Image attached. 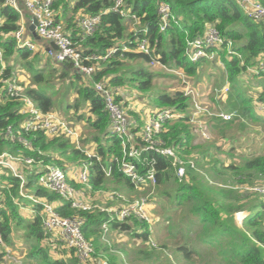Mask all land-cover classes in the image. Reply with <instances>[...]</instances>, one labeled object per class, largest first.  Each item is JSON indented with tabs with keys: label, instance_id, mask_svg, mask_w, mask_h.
Wrapping results in <instances>:
<instances>
[{
	"label": "trees",
	"instance_id": "16d2710c",
	"mask_svg": "<svg viewBox=\"0 0 264 264\" xmlns=\"http://www.w3.org/2000/svg\"><path fill=\"white\" fill-rule=\"evenodd\" d=\"M5 1L0 0V18L4 21L0 27V46L5 51V64L12 61L13 64L2 67L0 62V156L9 153L14 156L32 158L36 162H43L44 165L56 164L63 167L68 164L76 166L88 164L91 169L88 185L93 192L107 189L106 183L109 180L119 184L124 183L133 189L131 183L116 167H113L110 178H107L100 169L103 164L110 165L112 159L119 155L120 141L110 132L109 113L105 109L103 99L94 91L91 78L79 73L72 63H65L63 70L56 78H60V82H63L71 77L70 81L74 82L75 92L84 102L89 103L88 117L82 113H78L77 117L81 121L85 120L94 131L90 140L96 145L94 154L100 156L101 160L97 161L95 157L89 158L86 152L78 149L71 140L50 137L40 131L26 132L22 128L26 120V116L22 113V104L7 95L1 81L2 78H15V65L24 61L26 69L32 73L33 84L37 85V87L27 88L25 94L46 114L54 112L55 107L52 97L42 90L40 85L51 83L52 76L45 74L44 65L46 64L40 68L41 60L38 54L18 47L14 34L19 29L21 15ZM256 1L264 6V0ZM161 3L169 4L171 7L170 20L164 31L160 29L159 5ZM114 7L115 0H56L54 3L57 21L71 33L74 42H79V48L84 56L103 57L110 50L115 49V53L108 60H99L92 77L94 82L103 81L107 86L115 89H124L130 85L143 93H152L155 75L146 65H152L153 62L178 70L190 79L198 81L199 70L206 60L189 61L185 54L187 42L204 35L209 27H215L226 42L234 43V50L241 55V58L235 55L229 56L226 48L219 49V58L225 63L226 74L232 84L229 97L226 99L230 104L226 110L237 115L231 122H224L219 126L230 128L241 117L255 118L252 112L259 104H264V74L259 75L263 78L262 91L254 98L247 97L242 92H236L235 85H239L238 76L250 75L248 69L264 61L263 23L253 21L232 0H126L123 9L130 12L135 20L113 11ZM85 15H100L101 22L94 34L83 38L78 29V20ZM143 39H148L152 56L137 51L138 44ZM133 62H139L140 65L134 66ZM87 64L91 65L92 62ZM120 93L117 96L118 102L127 97L122 92ZM149 97L153 100L155 107L174 108L182 114V118L165 125L162 139L180 157L189 156L199 147L194 128L189 123L191 99L185 95L182 87L171 93H155L153 96L149 94ZM127 104L129 103L126 101L125 105ZM80 108V102H76L68 106L67 111L71 109L78 111ZM128 111L130 115L139 120L140 128L142 126L141 116L134 113L130 107ZM214 125L218 128L217 124ZM9 129L12 130L16 141H11L7 136ZM19 140H25L28 146ZM87 141L89 140L85 139L83 143ZM155 158L158 169L157 181L158 185H161L175 176V168L171 160L162 156ZM201 158H203L202 155ZM219 169L231 173L229 176L223 174L226 176V183L228 182L227 188L212 186L190 170L192 172H188L185 183L178 184L179 188L174 200L180 206L185 204L194 206L193 214L200 219L201 236L203 237L201 241L216 245L219 248L218 255L222 262L225 264H264V201L260 195L256 194L260 198L247 206L242 203L246 197L241 196L236 190L244 185H253L258 178L264 181V155L251 156L245 159L243 165L228 167L216 161L211 169L212 173H219ZM26 171H29L28 183L25 187L27 194L39 199L43 198L53 204L56 212L63 218L83 219L82 232L95 247V259H99L111 250L109 246L100 243L101 227L108 221L105 213L97 210L83 212L73 209L69 202L45 190L38 183L34 186L33 178H39V170H31V167H27L23 172ZM2 178L9 181L10 186L2 185L0 234L2 241L12 246L11 234L14 227L22 229V236L28 247L27 256L24 257L22 264H79L74 250L66 249L58 240H53L45 233L42 206L34 205L36 213L28 219L18 210L19 205L15 198L21 197V180L10 172ZM230 183L236 185L233 186ZM77 186L75 184L76 188ZM58 198L61 199V203L56 206L54 202H59ZM259 206L260 210L253 214V210ZM245 211L248 213L242 227H239L236 216ZM111 224L116 232L128 233L150 246L151 231L148 223L134 220L131 223ZM178 251L185 259H190L191 255L199 253L197 249L191 250L185 245L179 246ZM1 254L0 260L5 255ZM62 255H68L70 258L65 260ZM105 259H108L111 264H116L112 258ZM87 264H95V262Z\"/></svg>",
	"mask_w": 264,
	"mask_h": 264
},
{
	"label": "built area",
	"instance_id": "2783aa9c",
	"mask_svg": "<svg viewBox=\"0 0 264 264\" xmlns=\"http://www.w3.org/2000/svg\"><path fill=\"white\" fill-rule=\"evenodd\" d=\"M56 0H6L5 3L16 10L22 17L20 4L23 3L26 11L37 24L35 31L42 40L49 42L51 47L47 50V55L60 64L72 63L74 68L83 76L91 78L92 86L97 95L104 102L105 109L110 117V132L120 141V153L115 156L110 165H101L100 169L107 178L112 176L113 167L124 175L131 183L133 189L149 193L145 197H140L135 200H127L123 196H118V199L123 201L119 208L102 207L94 205L90 201H84L79 197L76 185H88L91 169L88 164L78 165L79 169L72 172H66L64 169L55 167L54 165H44L43 162H36L32 158H24L22 156H14L9 153H4L0 156V167L7 169L16 178L21 180L20 196L30 200L34 205L42 206L44 209L43 226L47 235H50L53 240H58L63 247L68 250H74L75 256L79 264H87L94 258L95 247L88 240L83 232L82 226L84 221L82 218H63L55 210V206L48 203L45 199L36 198L25 192L27 179L24 176V168L31 167V170H39L38 184L45 190L53 192L60 198L69 202L73 209L83 212H93L95 210L105 213L108 221L101 227L103 236L109 234L112 228L111 223H131L137 220L141 223H148L149 229L152 231L151 218V202L150 197L154 194L158 186V169L156 156H162L171 160L175 168L176 177L180 182H184L188 175L186 162L178 155L171 147H168L162 139V134L165 130V125L170 121H175L182 118V114L174 108H156L154 112L144 114L139 113L130 106V99L117 101L120 90L110 88L103 81L94 82L93 74L96 72L99 60L106 61L114 53L115 49L110 50L105 56L97 57L96 55L84 56L79 48V42H74L71 33L66 31L62 23L56 19L57 12L54 9ZM236 2L244 12L255 22L264 24V6L256 0H232ZM126 0H115V7L112 9L115 12H120L127 18L135 20L130 12L123 9ZM171 7L169 4L161 3L159 5V15L161 18L160 29L164 31L170 20ZM0 18V27L3 24ZM101 22V16L85 15L78 20V29L80 35L85 38L95 33ZM31 23V24H32ZM27 35L25 25H19V29L15 32L14 37L19 48H26L30 51H36L37 45ZM226 48L229 56L241 55L234 50L233 42H226L215 27H209L204 35L197 37L192 41L187 42L185 54L189 61L196 62L198 60L214 61L219 58V49ZM137 51L151 55L148 39H143L138 44ZM5 51L0 46V62L2 67L5 65ZM220 59V58H219ZM155 61L154 59H152ZM92 62L91 65L87 63ZM153 66L167 68L165 65L153 62ZM250 73L255 75L264 74V61H260L257 66L248 69ZM2 83L5 87L7 95L15 100H18L23 107L22 113L26 116V120L22 128L26 132H44L50 137H62L71 140L78 149L86 152L89 158H96L97 161L101 157L95 155L92 149L82 148L79 142L80 129L70 123V119L63 117L57 112L43 113L33 100L23 92L20 85L17 84L15 78L3 79ZM182 90L186 96L191 99L190 125L195 129H199L201 136L208 140L210 136L203 127L201 118L219 119L224 122H231L236 118V113L229 112L225 109L209 106L205 102L200 101V95L196 89L191 86L187 79L184 78ZM230 92V84H226L222 88L214 89L216 101L223 102ZM126 101L129 103L125 105ZM131 110L139 114L142 120V126L139 128V120L129 114ZM258 112L264 120V104L257 106ZM7 136L11 141H16V137L12 134V130H8ZM25 146H28L25 140H19ZM190 170L201 175L206 174L200 171L196 164L192 161L189 163ZM24 166V167H23ZM76 166V165H75ZM23 169V170H21ZM211 183V182H210ZM213 184V183H211ZM215 185V184H213ZM89 186V185H88ZM3 186L0 185V201L3 199ZM251 192L258 194L264 201V185L254 186L250 188ZM111 199L117 198L116 194H110ZM35 213V212H34ZM246 213H239L236 216V222L239 227H242ZM0 244H3L0 234ZM151 247H156L149 238ZM101 264H111L108 259H105Z\"/></svg>",
	"mask_w": 264,
	"mask_h": 264
},
{
	"label": "rangeland",
	"instance_id": "374dc122",
	"mask_svg": "<svg viewBox=\"0 0 264 264\" xmlns=\"http://www.w3.org/2000/svg\"><path fill=\"white\" fill-rule=\"evenodd\" d=\"M216 62H221V59L217 57L214 61L204 63L203 65H206L205 67H207L211 63ZM44 64L45 62H42V65ZM46 64L45 73L46 75L50 74L52 76L50 79L52 82L42 84L40 85V88L45 90L47 94L52 97L55 107L54 111L61 114L63 117L70 119L69 121L72 125L79 127V142L81 143L82 148H91L92 151H94L96 145L90 140L94 135V131L89 127L85 120L81 121L77 117L78 113H82L85 117H88L90 113L89 104L84 102L80 95L75 92L74 82L70 81L71 77L60 82L61 79L56 78V76L62 71L61 68H58L57 65L52 62H46ZM132 64L134 66L140 65L139 62H133ZM146 66L155 75L152 93H149L152 94V96L155 93H171L176 89H179L183 85L182 80L184 78H186L187 82L199 93L201 96L200 101L204 102V98H209L210 95H213L208 93L212 92L213 88H208L206 85H200L201 83H198V81L194 79H190L186 74L178 70L169 67L161 68L151 64ZM15 71L16 73L14 77L17 84L23 89V92H25L27 88L37 87V85L33 84L32 73L26 69L24 62L18 63ZM239 79L241 81L239 85H235V91L242 92L247 97H252L258 89V78L255 79L249 75L239 77ZM210 80H212V78L211 76H208L206 80L204 79L203 83L206 84ZM71 83H73V85L70 86ZM226 83H229L228 79L226 80ZM211 86L212 85H210V87ZM119 90L124 95H127L126 98L134 103V108L139 109L141 114L154 112L157 108L154 106L153 100L150 97L148 98L149 94L143 93L130 85ZM225 98L227 99V96ZM76 102H80L81 108L78 111L71 109V112L69 113L67 107L74 105ZM228 104H230V102H228ZM228 104L226 102L225 107H229ZM252 115L256 117L261 126L255 123L249 124L244 122V127L239 129L237 126L238 123H234L230 128H225L229 134L228 139L220 138L216 131L217 126H211L210 124L212 119L201 118L203 127L210 136V139H204L199 133V129H195V137L199 139V147L192 151L189 156L185 158L181 157L186 162L188 172H192L190 171L188 164L192 161L200 171L206 174L207 177L193 171L194 174L208 182L210 185L211 183L215 184H212V186L221 189L227 188L226 185L228 182L226 183V176L223 174L229 176L231 173L223 169H219V173L214 171V173H212L211 169L214 167L216 161L224 163V165L228 167L230 165H243L245 159L251 156L264 155V127L262 126L264 120L257 108L252 112ZM221 121L218 120V123H221ZM234 134L237 136H234ZM85 139L89 141L83 143ZM201 155L203 158H201ZM54 166L64 169L69 173L73 170L79 169V166L72 164H68L65 167L56 164H54ZM28 172L29 171L24 172L26 179L29 175ZM0 174L9 175V171L0 167ZM174 175L175 176L171 179L166 180L165 183L158 185L159 187L157 186L154 194L150 197V214L152 218V231L150 237L152 241L156 243V247L151 248L142 240L134 238L128 233L115 232L112 228L106 236H103L100 231V243L109 246L111 249L107 254L104 253L102 255L103 260H105V258H112L116 264H225L221 261V258L218 255L219 248H217L216 245L203 243L201 241L203 237L201 236L200 219L193 214L194 206L192 204L180 206L175 202L174 198L177 189L179 188L178 184H183L185 181L183 183L180 182L176 177V173H174ZM0 180L3 181L2 178H0ZM33 182L34 186H37V177L33 178ZM230 184L233 186L236 185L235 183ZM262 185H264V181L258 178L254 181L253 185L238 187L236 190L240 192L241 196L246 197L243 199L242 203L250 206L254 200L260 198V196L255 193L253 194L250 188ZM106 187L107 189L105 190L93 192V189L88 185L79 184L76 189L79 192V197L84 201H90L94 205L102 207L115 208H119L121 204H123V201L118 199V196H123L127 200H135L140 197H145L149 193V190L145 192L135 189L133 190L124 183L119 184L112 182L111 180L106 183ZM110 194H116L117 198L111 199L109 197ZM58 200L59 203H61V199L58 198ZM15 201L19 205L18 210L28 219L31 215V211L28 210L31 209V207H29L30 203L28 204V201L21 197L15 198ZM26 203L28 205H26ZM259 210L260 206L256 207L255 210H253V214ZM242 213L247 214L248 211ZM15 228L17 227H14L16 233H14V237L12 238V246H8L4 242L0 245V254H5L2 257V260H0V264H22L25 260L24 257L27 256L28 247L25 242L21 240L22 238L19 234H17V231L19 230ZM184 245L188 246L191 250L197 249L199 253L191 255L190 259H185L178 251V247ZM102 261H100V263ZM91 262L98 264L99 259L93 258Z\"/></svg>",
	"mask_w": 264,
	"mask_h": 264
},
{
	"label": "crops",
	"instance_id": "0c3cea01",
	"mask_svg": "<svg viewBox=\"0 0 264 264\" xmlns=\"http://www.w3.org/2000/svg\"><path fill=\"white\" fill-rule=\"evenodd\" d=\"M20 8L22 10V17H21V19L19 21V25H22V24L25 25L26 30H27V35L26 36L29 37L31 40H34V42L37 45V50L35 51V54H38L39 55V58L41 60V62L39 63L40 64V68H42V62H45V64H46V62H52V63L56 64L58 68H61V70H63V68H64L63 65L64 64H60V63L56 62L55 60H53L52 58H50L47 55V50L51 47V44L49 42L44 41V40L37 41V40L34 39L32 33L30 31V26H31V23H32V18L30 16V14L26 11L25 6H24L23 3L20 4ZM131 31H132V29H131ZM261 60H263L262 57H261ZM12 62H9V64H7V62H6L5 65L7 66V65H10V64H13ZM22 62H24V61H22ZM18 63H20V62H18ZM204 63H210V61H204L202 63L201 69L199 70V76L197 77L198 83H201L200 85H202V86L203 85H206L208 88H213L212 89V92H208V93H211L213 95H210L209 98H204V100H205L204 102L206 104H208L209 106H213V107L221 108V106H222V108L226 110V107L227 106L225 107V104H226V102L228 104V101L227 100H225L223 102L216 101V98L214 96V89H216V88H222L225 84H227L226 83V80L227 79L229 80V77L226 74L225 63L221 60V62L211 63L207 67H205L206 65H203ZM46 65H45V69H46ZM15 69H16V67H15ZM207 71H208V73H207ZM254 75L255 74L250 73V76H252L253 78H255V79L258 78V83H257L258 89H257V92L252 95L253 98L256 97L262 91V87H263L262 86L263 85V78L260 77V76H258V75H255V76ZM208 76H211L212 80H210L208 83L204 84L203 81H204V79L206 80L208 78ZM217 76H218V78H217ZM243 76H249V75H240V76H238L237 82L239 84H240V81H241L239 79V77H243ZM86 83L88 84V81H86ZM228 84H230L232 86L230 80H229V83ZM210 85H212V86L210 87ZM87 104H89V103H87ZM133 105H134V103L131 102L130 103V106L133 109H135L136 111H138L139 113H141L140 110L137 109V108H134ZM227 108H229V107H227ZM70 112H71V110H69V113ZM143 116H144V114H143ZM255 118H253V119H247V118H242L241 117V119L236 122V123H238L237 124L238 128L239 129H242L244 127V124H243L244 122L245 123H249V124L255 123V124L261 126V124H259L258 120H256ZM218 120L219 119H217V120L212 119L211 122H210V124H213V125L214 124H217L218 125V128L216 129L217 134L220 136V138L228 139L229 134L227 133V130L223 126H219V125H222V123H224V122H222L221 120H219V121H221V123H218ZM262 126L264 127V122H263ZM234 136H237V135L234 134ZM197 140H199V139L197 138ZM89 149H91V148H89ZM2 176L4 177V176H7V175L6 174H0V178H2ZM8 182L9 181L4 180V179H3V181L0 180V184L1 185H5V186L6 185H9ZM25 200L28 201V204L30 203V205H31V206L29 205V207H31V209H28L29 211H31L30 212L31 215L29 216V218L30 217H33L35 215V213H36V208H35L34 204L31 203V201H29L27 199H25ZM28 204L26 203V205H28ZM54 204L56 206L57 205H60L59 202H54ZM15 229H18L19 230V231H17V234H19V236L22 238L21 240L24 241L23 236H22L23 231L20 228H15ZM14 233H16V232L13 231L12 234H11L12 238L14 237ZM62 256H63V258L65 260H67L68 258H70V256H68V255H62ZM100 261H102V256L99 257V263L98 264H101Z\"/></svg>",
	"mask_w": 264,
	"mask_h": 264
},
{
	"label": "water",
	"instance_id": "95a60500",
	"mask_svg": "<svg viewBox=\"0 0 264 264\" xmlns=\"http://www.w3.org/2000/svg\"><path fill=\"white\" fill-rule=\"evenodd\" d=\"M36 24H37L36 20L33 19V23H32L31 26H30V31H31V33H32V35H33V37H34V39L37 40V41H40V40H42V39H41V37H39V36L37 35V33H36V31H35Z\"/></svg>",
	"mask_w": 264,
	"mask_h": 264
}]
</instances>
